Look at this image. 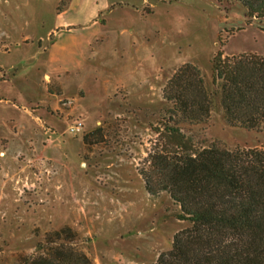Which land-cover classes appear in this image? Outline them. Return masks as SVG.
I'll return each instance as SVG.
<instances>
[{
  "label": "rangeland",
  "instance_id": "374dc122",
  "mask_svg": "<svg viewBox=\"0 0 264 264\" xmlns=\"http://www.w3.org/2000/svg\"><path fill=\"white\" fill-rule=\"evenodd\" d=\"M69 2L0 0V82L8 79L7 74L11 75L5 63L21 62L27 57L39 62L45 57L38 49H45L47 42L40 44L36 40L31 41L35 47L23 45L10 54L14 46L12 38L20 36L22 31L44 32L55 19V12L63 10ZM119 2L131 11L128 19L133 23L136 20L133 11L139 8L143 17L147 16L146 25L170 28L171 36L184 44L183 54H190L198 61L209 88L211 60L217 50L221 49L225 55L258 53L264 56V19L248 18L246 8L235 0ZM104 16L100 14L101 22L105 21ZM181 65L175 67V71ZM171 76L160 69L149 75L145 82L141 81L145 87L141 95L135 93L136 86L118 84L101 101H98L99 96L82 99L81 104L87 107L84 115L72 111L76 105L73 98L61 96L53 98L61 99L60 106L55 109L33 102L23 107L42 125L45 135L42 140L30 139L25 145H14L10 139L0 137V152L17 155L34 180L33 184H28L31 181L28 176L23 181L16 179V183L27 187L24 192L38 193L59 172L54 161L44 155H79L76 168L82 175L77 182L80 205L63 221L49 216L45 225L37 221L30 224L27 218L23 221V216L19 222L6 223L8 218L4 216V224L0 225V264H19V254L34 253L37 242L46 232L63 226H70L77 232V246L95 264H151L159 253L171 249L174 235L188 227L189 222L179 217L180 207L169 194L150 195L140 173L146 167V157L161 145L157 129L163 127L168 108L163 89ZM47 86L48 93L58 92L54 83ZM92 106L101 108L96 111ZM86 116L92 120L88 127L85 126ZM48 119L55 120L58 125L68 122L62 129L63 136L68 139L66 144L55 141V129ZM76 121L83 122V129L75 135L70 133L69 126ZM9 124L11 130L18 131L12 121ZM98 128L102 131L91 136L85 144L83 136ZM187 132L198 146L217 143L229 149L264 148V126L260 131L230 126L218 103L206 123ZM22 209L33 211L28 205ZM50 210L52 215L57 213ZM62 217H65L63 212Z\"/></svg>",
  "mask_w": 264,
  "mask_h": 264
},
{
  "label": "trees",
  "instance_id": "16d2710c",
  "mask_svg": "<svg viewBox=\"0 0 264 264\" xmlns=\"http://www.w3.org/2000/svg\"><path fill=\"white\" fill-rule=\"evenodd\" d=\"M250 19H264V0H235ZM160 148L146 157L141 175L152 196L166 192L189 226L151 264H264V148L198 146L187 131L206 123L216 104L230 126H264V56L225 55L211 60V88L201 69L182 64L169 78ZM101 128L83 136L85 144ZM70 226L45 233L19 264H95L77 246Z\"/></svg>",
  "mask_w": 264,
  "mask_h": 264
},
{
  "label": "crops",
  "instance_id": "0c3cea01",
  "mask_svg": "<svg viewBox=\"0 0 264 264\" xmlns=\"http://www.w3.org/2000/svg\"><path fill=\"white\" fill-rule=\"evenodd\" d=\"M130 12L119 0H70L63 10L55 12V19L44 32L22 31L12 38L14 46L10 54L23 45L35 47L32 40L47 44L45 49H38L45 54L39 62L28 57L21 62H2L8 65L11 75L7 74L8 79L0 82V97L4 99L0 102V137L10 139L14 145H25L30 139L42 140L45 135L42 125L23 110L31 102L55 109L61 99L53 98H73L76 105L72 111L84 115L87 107L81 104L82 99L99 96L101 101L118 84L136 86L135 93L141 95L145 91L141 81L145 82L159 69L173 75L175 67L186 62L199 66L194 56L183 54L184 44L171 36L170 28L146 25L147 16L144 18L139 8L133 11L136 19L133 23L128 19ZM100 14H105L104 22L100 21ZM50 83L56 85L58 92L48 93ZM92 108L98 111L101 106ZM11 121L17 132L11 130ZM47 122L55 129V141L66 144L68 139L62 129L68 122L64 121V125L52 119ZM91 123L90 116H86L85 126ZM0 154V225L4 224V216L8 218L6 223L19 222L22 216L30 224L37 221L45 225L49 216L63 221L80 205L77 182L82 175L76 168L79 155H44L54 161L59 172L34 194L24 192L27 187L15 181L29 176L28 184L34 183L25 162H19L17 155ZM25 205L33 209L32 213L21 210ZM51 208L58 214L52 215Z\"/></svg>",
  "mask_w": 264,
  "mask_h": 264
},
{
  "label": "built area",
  "instance_id": "2783aa9c",
  "mask_svg": "<svg viewBox=\"0 0 264 264\" xmlns=\"http://www.w3.org/2000/svg\"><path fill=\"white\" fill-rule=\"evenodd\" d=\"M83 129V122L82 121H76L75 123L71 124L69 126V131L72 134H78Z\"/></svg>",
  "mask_w": 264,
  "mask_h": 264
}]
</instances>
